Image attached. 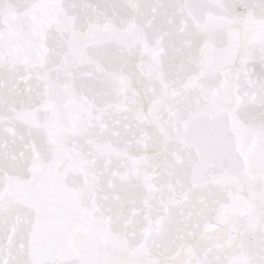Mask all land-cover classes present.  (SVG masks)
Segmentation results:
<instances>
[{"label":"snow or ice","instance_id":"obj_1","mask_svg":"<svg viewBox=\"0 0 264 264\" xmlns=\"http://www.w3.org/2000/svg\"><path fill=\"white\" fill-rule=\"evenodd\" d=\"M0 264H264V0H0Z\"/></svg>","mask_w":264,"mask_h":264}]
</instances>
